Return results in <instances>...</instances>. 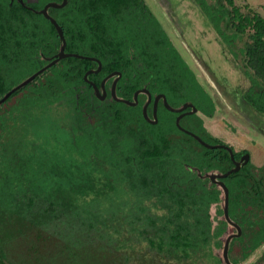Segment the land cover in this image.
<instances>
[{"label":"trees","instance_id":"obj_1","mask_svg":"<svg viewBox=\"0 0 264 264\" xmlns=\"http://www.w3.org/2000/svg\"><path fill=\"white\" fill-rule=\"evenodd\" d=\"M194 1L221 35L223 23L231 29L225 40L243 41L256 89L246 94L264 112V15L236 0ZM49 2L63 0H0V99L59 53V32L40 12ZM49 14L65 51L84 57L60 59L0 104V264H226L217 250L236 229L224 217V189L208 174L230 171L235 160L186 131L225 143L205 124L214 98L147 1L68 0ZM113 72L101 99L94 84ZM117 77L121 99L147 88L197 112L186 108L181 128L183 111L160 100L157 120L154 104L148 119L147 93L133 105L112 96ZM226 145L238 161L249 152ZM221 180L243 231L229 258L241 264L264 242V164L250 159Z\"/></svg>","mask_w":264,"mask_h":264},{"label":"rangeland","instance_id":"obj_2","mask_svg":"<svg viewBox=\"0 0 264 264\" xmlns=\"http://www.w3.org/2000/svg\"><path fill=\"white\" fill-rule=\"evenodd\" d=\"M146 1L216 102L215 115H204L207 128L213 135L235 146V149L246 148L251 153L252 162L262 165L264 112L246 94L248 90L256 89L250 87L252 82L249 71L239 54L238 44L242 45L243 41L235 43L225 40L223 35L230 34L231 29L223 23L224 33L221 35L194 0H170L173 15L156 0ZM236 2L243 8L249 3L264 15V0ZM253 92L259 94V91ZM232 100L236 104H232ZM227 236L223 239L226 240ZM223 249L224 246L217 253L224 263ZM239 252L240 249L236 247L234 254ZM261 252L257 251L256 255H252L243 264H264ZM6 262L10 264L7 259Z\"/></svg>","mask_w":264,"mask_h":264},{"label":"water","instance_id":"obj_3","mask_svg":"<svg viewBox=\"0 0 264 264\" xmlns=\"http://www.w3.org/2000/svg\"><path fill=\"white\" fill-rule=\"evenodd\" d=\"M68 0H63L62 3H57V2H49L48 4L45 5L44 8H42L40 10L41 13L45 14V16L49 19H51V21L55 24L58 32H59V35H60V38L62 40V46H61V49L59 51V53L56 55V58L54 60H52L48 65H46L45 67H43L42 69H40L39 71H37L36 73H34L33 75H31L30 77H28L27 79H25L23 82H21L20 84H18L16 87H14L11 91H9L8 93H6V95L0 99V104L3 103L11 94L12 92H14L15 90L19 89V88H22L23 86H25L27 83H29L30 81H32L39 73L43 72L45 69H47L48 67L52 66L53 64L57 63L60 59H63V58H66V57H69V56H76V57H84V56H81L79 54H74V53H67L65 51V47H66V39H65V35H64V32H63V29L62 27L59 25V23L57 22V20L55 18H53L50 14H49V8L50 7H62V6H65L67 4ZM161 5L162 7L166 10V11H170L171 8H170V3L167 2V1H164V0H161ZM102 68V64L101 62L99 63V68L96 70V69H93V70H90L91 72L93 71H99L100 69ZM89 71V72H90ZM88 72V73H89ZM115 74H118V72H113L111 73L107 78H105L102 82V85H101V88L98 87L97 85L94 84L95 86V89H96V93L97 95L99 96V98L101 99H105L106 95H107V90H106V87H105V83L106 81L108 80L109 77H112L114 76ZM87 75L86 74V79H87ZM120 76V73L118 75V77ZM118 77L115 78L114 82H113V85H112V96L116 99H119V100H123L125 101L126 103L128 104H137L138 103V95L141 93V92H145L149 95V100L148 102L144 105V115L146 116V118L149 119V116H148V113H147V108H148V105H149V102L152 100V95L151 93L149 92V90L147 88H143L141 90H137L135 92V96H134V101H131V100H128V99H121L119 97H117V94H116V86H117V82H118ZM163 99L164 100V103L166 105L167 108L173 110V111H182L188 107H191L192 109L188 112V113H194V112H197V108L195 107V105L191 102H187L185 103L182 107L180 108H174L172 107L168 101H167V98L166 96L163 94V93H160L158 95H156V97L154 98V117H155V121L157 120V108H158V103L159 101ZM185 115V113H182L181 115L178 116L177 118V123L178 125L181 127L180 125V120L181 118ZM182 128V127H181ZM187 132L191 133L194 137H196L199 141H201L204 145L208 146V147H214L213 145L211 144H208L206 143L204 140H202L198 135H196L195 133L191 132V131H188L186 130ZM225 146V145H224ZM228 150H230L232 152V148L229 147V146H225ZM251 158V155L249 153H246L245 155H243V157L241 158V161H236L235 162V167L232 168L230 171L222 174V173H209L208 176L214 181V182H217L219 185L222 186V188L224 189V192H225V203H224V212H225V215L224 217L227 219V220H230L231 221V218H230V215H229V189L227 187V185L225 184V182H223L221 179L223 177H227L229 174H231L233 171H237L241 168L242 166V163L243 162H248ZM233 235H228L226 237V240H225V244H224V249H223V258H224V261L226 264H233L229 258V243H230V240L232 239Z\"/></svg>","mask_w":264,"mask_h":264},{"label":"flooded vegetation","instance_id":"obj_4","mask_svg":"<svg viewBox=\"0 0 264 264\" xmlns=\"http://www.w3.org/2000/svg\"><path fill=\"white\" fill-rule=\"evenodd\" d=\"M158 3H160L161 1L160 0H156ZM164 1H167V2H169L170 3V5H171V2H170V0H164ZM169 13H171L172 15H173V13H172V10H170L169 11ZM159 19V18H158ZM150 92V91H149ZM152 95V94H151ZM138 97H139V95H138ZM167 98V97H166ZM138 100H139V98H138ZM148 100H149V95H148V98H147V100H146V102L144 103V105L148 102ZM161 100H163V99H161ZM246 100V99H245ZM168 101V100H167ZM163 102H164V100H163ZM236 101H233L232 100V104L233 103H235ZM169 103V102H168ZM151 104H154V98H153V96H152V100L149 102V105H151ZM236 104V103H235ZM144 105H143V107H144ZM149 105H148V107H149ZM186 109H184V110H182L183 111V113H185V112H187V111H185ZM147 113H148V108H147ZM149 116V115H148ZM146 117V116H145ZM264 133V132H263ZM228 146V145H226V142L225 143H218V144H215V145H213V146H215V147H224V148H226L225 146ZM235 147V146H234ZM240 149H246V148H240ZM240 149H236V150H240ZM230 151V150H229ZM231 152V151H230ZM250 155H251V153L250 152H248ZM231 154H232V158L235 160V162L237 161L238 162V160L237 159H235V156H234V152H233V149H232V152H231ZM246 153H244V154H242V155H245ZM243 156H241V158H242ZM251 160H252V157L250 158ZM263 164H264V162H263ZM262 164V165H263ZM261 166V165H260ZM226 219V218H225ZM230 224H231V226H233L236 230L235 231H232L231 233H230V235H233V237L234 236H240L241 234H242V227L239 225V224H237V223H235L233 220H231L232 222H230V220H227ZM232 237V238H233ZM232 240V239H231ZM231 240H230V242H231ZM229 246H230V243H229ZM262 251L261 252V256H262V258L264 259V242L256 249V251L252 254V255H256L255 253H257V251ZM239 254V253H238ZM251 255V256H252ZM250 256V257H251ZM249 257V258H250ZM248 258V259H249ZM244 263V262H243ZM243 263H241V264H243Z\"/></svg>","mask_w":264,"mask_h":264}]
</instances>
